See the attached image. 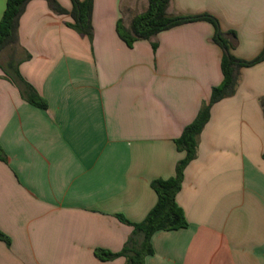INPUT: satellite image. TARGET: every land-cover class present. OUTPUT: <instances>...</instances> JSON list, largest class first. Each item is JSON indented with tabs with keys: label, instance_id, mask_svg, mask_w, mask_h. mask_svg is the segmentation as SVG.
Here are the masks:
<instances>
[{
	"label": "crops",
	"instance_id": "obj_1",
	"mask_svg": "<svg viewBox=\"0 0 264 264\" xmlns=\"http://www.w3.org/2000/svg\"><path fill=\"white\" fill-rule=\"evenodd\" d=\"M67 11L71 0H57ZM8 0H0V21ZM148 0H94L93 39L46 0L19 23L23 79L47 102L30 104L0 69V264H127L121 252L157 202L151 184L176 173L175 140L221 84L223 50L205 21L129 47ZM171 15L215 16L234 31L233 54L264 48V0H172ZM264 62L241 70L234 96L215 104L177 202L187 228L152 238L145 264H264Z\"/></svg>",
	"mask_w": 264,
	"mask_h": 264
},
{
	"label": "trees",
	"instance_id": "obj_2",
	"mask_svg": "<svg viewBox=\"0 0 264 264\" xmlns=\"http://www.w3.org/2000/svg\"><path fill=\"white\" fill-rule=\"evenodd\" d=\"M33 0H8L6 9L0 21V69L5 77L16 84L22 96L32 105L46 109L47 102L37 91L27 83L19 72L20 64L29 59L28 54H23L19 45V23L28 4ZM49 7L58 14H69L72 22L69 27L80 35L93 39V6L94 0H71L72 9L65 10L57 0H46ZM172 0H148V8L145 12L136 15L129 27L123 20L117 22L119 37L129 46L133 47L138 40H151L159 33L172 28L199 21H205L213 25L215 29L214 41L223 50L221 70L223 80L220 85L213 88L210 100L206 103L197 118L188 125L182 135L175 140L177 150L185 153V157L178 162L176 173L168 179H157L151 184L157 194L155 206L139 223L127 220L123 215H117L119 220L131 227L133 232L128 238L121 252L112 253L103 249H97L95 255L103 261L125 257L127 264H145L148 256L154 254L152 245L153 236L161 231H173L187 228L189 223L183 209L177 202V195L183 188L185 171L198 156V141L201 133L211 118V110L218 102L234 96L237 92L241 70L253 67L264 62V48L262 52L252 60H243L233 54L238 45V37L234 31H223L219 20L210 14L195 16L171 15L169 8ZM9 50V54H4ZM264 113V99L261 101ZM264 159V153H263ZM0 160L7 161L6 155L0 146ZM0 241L7 245L11 240L0 231Z\"/></svg>",
	"mask_w": 264,
	"mask_h": 264
},
{
	"label": "rangeland",
	"instance_id": "obj_3",
	"mask_svg": "<svg viewBox=\"0 0 264 264\" xmlns=\"http://www.w3.org/2000/svg\"><path fill=\"white\" fill-rule=\"evenodd\" d=\"M142 1H143V0H142ZM4 54H7V55H8V54H9V50L5 51V53H4Z\"/></svg>",
	"mask_w": 264,
	"mask_h": 264
}]
</instances>
